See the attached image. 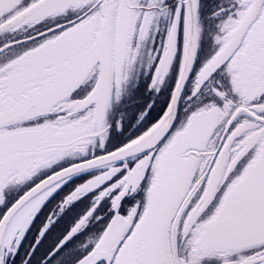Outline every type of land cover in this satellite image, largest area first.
I'll list each match as a JSON object with an SVG mask.
<instances>
[{"label": "snow or ice", "instance_id": "snow-or-ice-1", "mask_svg": "<svg viewBox=\"0 0 264 264\" xmlns=\"http://www.w3.org/2000/svg\"><path fill=\"white\" fill-rule=\"evenodd\" d=\"M0 264H264V0H0Z\"/></svg>", "mask_w": 264, "mask_h": 264}]
</instances>
